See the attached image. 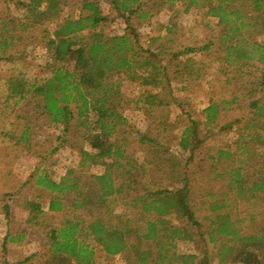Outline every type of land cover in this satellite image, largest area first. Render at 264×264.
Returning a JSON list of instances; mask_svg holds the SVG:
<instances>
[{
    "label": "trees",
    "instance_id": "16d2710c",
    "mask_svg": "<svg viewBox=\"0 0 264 264\" xmlns=\"http://www.w3.org/2000/svg\"><path fill=\"white\" fill-rule=\"evenodd\" d=\"M153 1L110 0L127 25L124 34L115 35L98 29L108 16L103 14L97 0L84 1L82 10L86 13L79 17L62 19L58 16L66 0L16 1L18 9L26 8L32 22L56 21L54 30L46 31L45 46L60 64L51 70L49 77L8 79L5 101L13 100L15 107L21 103L16 112L20 122L19 127L4 130L3 135L16 139L17 144L32 141L37 123L32 127L31 117L28 121L21 119L29 117L24 108L33 102L64 134L68 135L73 124L80 128L77 134L80 143L75 144L80 154L77 166L67 168L59 180L47 170L35 176L36 186L49 191L48 210L39 195L21 199L29 211L25 223L31 228L41 219L47 220L48 211L62 213L70 207L75 214L66 217L62 226L48 224L49 230L42 232L44 252H34L17 264L43 257L45 260L40 264H94L98 247L107 256L123 255L127 264H212L214 258L218 264H264V228L251 226L257 220L258 207L264 203V154L258 169L250 172L258 157V147L264 146V93L249 103L252 116L248 120L242 122L239 118L220 127L232 130L234 124L242 122L237 128L235 148L219 147L209 154L215 165L211 176L188 171L195 151L211 135L208 129L202 137L199 126L218 123L222 104H232L236 97L231 101L210 102L201 111L205 119L191 120L182 131L178 151L189 153L185 164L178 154H172L150 134L139 139L144 143L142 159L128 150L132 125L123 113L122 81L115 77L123 74L124 80L153 88L166 77L167 68L162 64L165 54L143 46L140 32L132 22L133 17L148 18L152 10L145 5ZM162 2L172 5L180 2L184 12L201 8L205 16L218 19V24L223 25L220 38L223 61L241 68L250 62L260 64L261 76L249 75L247 86H257L259 92H264V42L256 38L264 33V0ZM18 19L14 15L0 19V61L13 58L14 40H20L19 30L29 26L23 18L19 22ZM207 48L187 47L174 53L173 59ZM193 71L187 70L188 77L199 79V72ZM145 99L149 106L156 99L159 102L155 106L163 104L157 94ZM161 122L165 127L166 123ZM158 179L168 182L158 184ZM207 184L217 186V192H209ZM15 195L12 193L14 198ZM203 196L216 198L208 202L216 213L211 221L215 228L207 232L209 240L215 243L214 251L207 248L203 225L196 214L195 199L201 200ZM4 209L10 229L2 248L7 252V242L18 241L24 233L13 235L14 213L10 203L4 204ZM171 213H176L181 224H173L166 218ZM219 235L224 238L220 244ZM83 237H92L93 244ZM178 240H196L199 252L177 253ZM3 263L9 264L8 260Z\"/></svg>",
    "mask_w": 264,
    "mask_h": 264
},
{
    "label": "rangeland",
    "instance_id": "374dc122",
    "mask_svg": "<svg viewBox=\"0 0 264 264\" xmlns=\"http://www.w3.org/2000/svg\"><path fill=\"white\" fill-rule=\"evenodd\" d=\"M16 1L18 0H0V19L14 15L19 19L23 18L24 22L29 24L27 29L19 30L20 40L17 38L14 40L16 44L11 49L13 58L0 61V264H5L3 262L6 260L9 264H17L34 252L43 253L42 232L49 230L48 224L54 223L57 227L62 226L66 217L74 216L75 212L70 207L67 212L62 213L48 211L47 220L41 219L36 226L31 228L25 223L28 211L24 209L21 199L23 197L35 198L39 195L41 198L39 200L46 207L49 191L36 186L35 176L47 170L55 180H59L67 168L77 166L80 155L75 147V144L77 146L80 143L77 137L80 128L73 124L68 135L64 134L58 124L51 123L46 115L41 114L34 102L24 108V113H28L29 117L21 119L28 121L31 117L32 127L37 123L38 129L33 130L32 141L17 144L16 139H9L8 136L3 135L4 130L15 129L19 127L18 122H20V119L19 121L16 119V112L18 108H21V103L15 107L13 100L9 103L5 101L8 79L12 76L30 80L49 77L51 70L60 64L55 61L53 55L47 52L45 46L46 31H53L56 21L32 22V17L26 13V8L21 6L18 9ZM21 1L29 2L30 0ZM84 1L86 0H66L58 18H77L81 13H86V10H82ZM97 1L103 14L108 16V20L98 29L110 35L124 34L127 25L110 0ZM146 7L152 10L151 15L142 20L133 17L132 22L140 32L143 46L158 49L165 54L162 64L166 65L167 71L163 83L155 88L141 85L138 81L124 80L123 74L115 77L122 81L123 113L132 125L133 135L129 137L128 150L134 151V155L142 159L144 143L141 144L139 139L143 134H150L158 143L167 146L172 154H178V157L183 160L182 163L185 164L189 153L178 151L182 131L191 120L205 119L201 111L210 102L231 101L236 97L234 103L222 104L218 123L200 124L199 126L202 137L207 135L208 129L211 130V135L195 151V158L188 164V171H196L193 173L195 175L202 173L205 176H211L215 165L209 158V154H214L219 147L235 148L239 134L237 128L252 116L249 103L253 97L256 98L264 93L259 92L257 86H247L251 79L249 75L261 76L262 66L257 62H250L241 68L224 62V48L221 47L220 41L223 25L218 24V19L205 16L201 8H193L189 12H184L185 7L182 3L172 5L162 0L149 2L145 5ZM256 38L264 42V33ZM205 46L208 48L181 54L179 59H173L174 53L187 47ZM189 58L192 61H187ZM186 68L187 70L193 69V72L198 71L200 78L188 77ZM150 94H157L163 104L159 107L155 106L159 102L156 99L155 104L149 106L145 98ZM239 118L243 119L242 122L234 124L232 130H220L221 126ZM160 121L166 123L165 127ZM263 154L264 146L258 147V157L256 162L252 163L251 173L258 169L257 166L261 163ZM161 181L163 180L158 179V184L166 185L168 182L167 179L162 183ZM207 185L210 187L209 192H217V186L212 188L210 184ZM12 193L16 194L15 198ZM215 199H210L208 196H203L201 200L195 199L196 214L203 225L202 231L205 233L209 251L215 250V243L209 240L207 232L215 228L211 225V221L215 219L216 213L211 211V203L208 202ZM7 203H10L14 211L13 235L15 233L16 236L21 233L24 235L18 241H8L7 252H4L2 243L7 231V220L3 212L4 204ZM256 215L257 220L251 226L259 229L263 226L264 228V203L258 207ZM166 218L173 224H181L176 213H171ZM14 226H18V229ZM83 238L88 243L93 244L94 242L92 237ZM223 240L224 238L220 236L217 240L218 244ZM198 246L200 244L196 240H178L175 250L180 254L198 253ZM44 260V257L33 258L25 264H40ZM94 264L127 263L123 255L107 256L103 249L98 247ZM212 264H218V260L214 258Z\"/></svg>",
    "mask_w": 264,
    "mask_h": 264
},
{
    "label": "crops",
    "instance_id": "0c3cea01",
    "mask_svg": "<svg viewBox=\"0 0 264 264\" xmlns=\"http://www.w3.org/2000/svg\"><path fill=\"white\" fill-rule=\"evenodd\" d=\"M44 208H45V210H48V206H46V207H44ZM24 209H25V208H24ZM12 210H13V208H12ZM25 210H26V209H25ZM26 211H28V210H26ZM13 212H14V211H13ZM3 215H4V214H3ZM28 215H29V211H28ZM4 216H5V215H4ZM8 229H10V228H9V226H8V223H7V231L5 232V235H7L8 231H9ZM11 231H13L12 228H11ZM15 234H16V233H15ZM15 234H14V235H15Z\"/></svg>",
    "mask_w": 264,
    "mask_h": 264
}]
</instances>
